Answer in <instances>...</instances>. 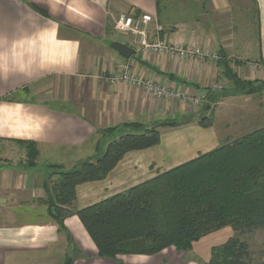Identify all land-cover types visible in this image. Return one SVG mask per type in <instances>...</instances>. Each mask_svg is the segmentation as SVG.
<instances>
[{
  "label": "crops",
  "instance_id": "0c3cea01",
  "mask_svg": "<svg viewBox=\"0 0 264 264\" xmlns=\"http://www.w3.org/2000/svg\"><path fill=\"white\" fill-rule=\"evenodd\" d=\"M186 1L199 9L190 20L178 21L164 18L158 0H0V264H64L68 257L74 264H211L213 250L236 236L226 227L189 252L169 248L106 259L78 216L68 217L61 231L46 203L61 172L98 158L105 148L100 143L98 152L103 130L198 118L208 102L213 109L207 115L213 116L212 127L197 119L171 127L174 132L161 127L160 145L130 152L106 179L80 185L76 210L245 136L229 135L243 125L264 127L263 93L237 92L224 74L228 62L242 80L264 82V0ZM131 12L154 18L150 42L199 47L216 59L180 60L142 49L136 38L114 29V19ZM157 26L163 29L159 35ZM114 41L135 49V55L125 59L111 48ZM126 66L190 100L111 85L108 78ZM191 99H204V108L192 107ZM233 114H241L240 125L227 120ZM248 236L241 240L248 242Z\"/></svg>",
  "mask_w": 264,
  "mask_h": 264
},
{
  "label": "trees",
  "instance_id": "16d2710c",
  "mask_svg": "<svg viewBox=\"0 0 264 264\" xmlns=\"http://www.w3.org/2000/svg\"><path fill=\"white\" fill-rule=\"evenodd\" d=\"M224 74L237 92L264 95V82L242 80L228 62H224ZM209 106L203 116L166 122L164 127L184 126L195 119L204 128L212 127L213 116H207L212 105L208 102L204 109ZM104 142L108 145L101 158L61 172L52 187L46 203L61 231L66 232L68 217L78 216L99 257L116 259L121 255H157L169 248L189 252L203 237L230 227L236 236L213 250L211 264H251L250 248L241 237L264 228V127L76 210L80 185L106 179L126 154L160 145L161 127L132 123L109 128L101 132L98 152ZM36 153V149L32 151V166ZM64 264H74V260L68 257Z\"/></svg>",
  "mask_w": 264,
  "mask_h": 264
},
{
  "label": "built area",
  "instance_id": "2783aa9c",
  "mask_svg": "<svg viewBox=\"0 0 264 264\" xmlns=\"http://www.w3.org/2000/svg\"><path fill=\"white\" fill-rule=\"evenodd\" d=\"M153 22L154 18L149 14H137L131 12L128 14H120L116 19H114V29L119 34L133 36L138 40L142 49L149 50L154 53L172 56L180 60H202L206 57L216 59L215 54L199 47L174 44L159 38L150 42V27ZM162 31L163 29L157 26V35H159ZM108 82L111 85H119L123 83L135 86L157 98L175 96L186 101L190 100V98H188L184 93L170 91L167 88L156 85L153 81L146 80L143 76L132 70L131 66H126L122 73L109 77ZM191 100L196 105H202L205 103L204 99Z\"/></svg>",
  "mask_w": 264,
  "mask_h": 264
},
{
  "label": "rangeland",
  "instance_id": "374dc122",
  "mask_svg": "<svg viewBox=\"0 0 264 264\" xmlns=\"http://www.w3.org/2000/svg\"><path fill=\"white\" fill-rule=\"evenodd\" d=\"M159 4L163 10L162 15L164 16L165 19L172 17L173 19H177L178 21L190 20L191 18H193L194 14L196 13L195 10L197 9V11H198V9H199L195 3L189 2L186 0H161ZM228 82H230L229 79H228ZM203 106H201L200 104L196 105L194 103L192 107L195 108V107H203ZM228 107H226V108H228ZM206 113H208V111ZM240 116H241V114H233L232 116H229L227 118V120H229L230 123L233 125H236V124L240 125L239 121H238V117H240ZM189 117L191 118V116H189ZM189 117H186L185 119H189ZM224 117H225V115L222 116V119H221L222 121L224 120ZM214 119H215V117H214ZM181 120H177V121H181ZM217 120H219L218 117L215 119V121L217 122ZM166 129H168L169 132H174L171 127H167ZM256 129H258V128H255V130ZM255 130L250 125H243L238 130V131H243V132H240V134L238 131L236 133L229 132V135H235V136H241V135H245V134L247 135V134H249ZM104 143H103L102 148L103 147H105V148L102 152L99 153L98 158H101L106 151L108 144H106V142H104ZM262 232L263 231H261V230H257L254 233H252L250 236L247 237L248 242H246V243L249 244L248 245L249 247L251 245V248H252V249H250L251 264H264V261H263L264 252L262 250L263 249V247H262V241H263L262 234L263 233ZM248 239H250V240H248ZM262 261H263V263H262Z\"/></svg>",
  "mask_w": 264,
  "mask_h": 264
},
{
  "label": "water",
  "instance_id": "95a60500",
  "mask_svg": "<svg viewBox=\"0 0 264 264\" xmlns=\"http://www.w3.org/2000/svg\"><path fill=\"white\" fill-rule=\"evenodd\" d=\"M111 48L113 50H115L116 52H118L122 57H124L125 59H130L135 55L136 50L129 47L127 44L119 42V41H114L111 43ZM211 109V107L209 106L206 111H209ZM168 124H162L159 125L160 127H164Z\"/></svg>",
  "mask_w": 264,
  "mask_h": 264
}]
</instances>
